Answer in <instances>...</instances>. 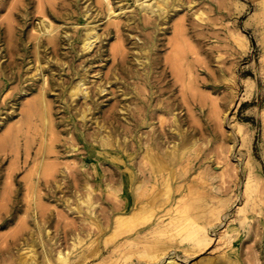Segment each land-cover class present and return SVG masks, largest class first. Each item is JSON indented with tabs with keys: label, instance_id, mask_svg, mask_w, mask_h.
Masks as SVG:
<instances>
[{
	"label": "rangeland",
	"instance_id": "obj_1",
	"mask_svg": "<svg viewBox=\"0 0 264 264\" xmlns=\"http://www.w3.org/2000/svg\"><path fill=\"white\" fill-rule=\"evenodd\" d=\"M19 1L0 41V264H264V0H51L39 61L37 1ZM42 83L49 123H24Z\"/></svg>",
	"mask_w": 264,
	"mask_h": 264
},
{
	"label": "bare ground",
	"instance_id": "obj_2",
	"mask_svg": "<svg viewBox=\"0 0 264 264\" xmlns=\"http://www.w3.org/2000/svg\"><path fill=\"white\" fill-rule=\"evenodd\" d=\"M37 1V19L34 20L35 23V34L34 38H35V43H34V52H35V56L37 61H39V56H40V52H41V48H48L50 44L52 45H56L58 40H59V36L56 33V30L54 27L50 26V22L47 23V19H53L56 20L57 18L55 17L54 13L52 12V6L53 3L51 0H36ZM164 3L167 2V0H162ZM134 3L136 4V6L138 7L139 11H145V13H157L160 12L155 5V0H134ZM54 7V6H53ZM124 7V5H120V9H122ZM8 11V15L5 16V18H0V41H5V43L7 45H12L14 39L16 40V36H15V32L17 30H20L19 27L15 26L13 24V20L12 18L14 16H22L23 15V4L21 1L19 0H0V12L1 11ZM89 10V9H88ZM162 12V11H161ZM86 17L89 15V11L86 12ZM1 17V16H0ZM48 19V21H49ZM133 21V20H132ZM131 21V22H132ZM130 22V23H131ZM52 25V24H51ZM46 39V44L41 42L42 38ZM100 40V38L98 37V35L96 34V32L93 33V31L88 30L85 32V37L83 38V40L81 41L82 43V50L84 52H88L92 49V47L95 45L96 42H98ZM15 42V41H14ZM54 48V47H53ZM56 48V47H55ZM144 50V49H142ZM116 53V52H115ZM13 55L11 54V57ZM176 56V55H175ZM137 57V56H136ZM141 57V56H139ZM176 63L180 62V58L174 57ZM142 59V58H141ZM58 62V61H57ZM59 63V62H58ZM148 59H146V62H141L138 59V65L141 67H144L145 65H147ZM181 65V64H180ZM175 69H177V78L178 80L181 81V79L183 80V77H181L180 70L181 68L179 66H177L176 64H174ZM152 70V69H151ZM151 70H145L144 71V75L145 78L143 80V84L145 85V87H149V85L153 84V81L150 78V73L152 72ZM182 71V70H181ZM183 72V71H182ZM167 72L165 71L164 74H166ZM174 73V72H173ZM163 74V75H164ZM172 74V73H171ZM42 75H44V67H38L36 68V73L34 74V77H39L41 78ZM167 75V74H166ZM176 76V74L174 73L172 76ZM31 76V75H30ZM141 76V75H140ZM174 76V77H175ZM44 81H42L43 83L47 84L46 81L47 79H45V77H43ZM176 79V77H175ZM182 82V81H181ZM4 85H6L7 83L4 81L3 82ZM42 83V87L39 89V96L37 95L36 99H33L32 101H29L25 107L22 110V118H23V122L24 123H28L30 121H32V119L34 117H39L41 119V121L43 122V124L45 125L46 122L49 123V106H48V102H45V98H46V85L44 86V84ZM138 83V82H137ZM136 83V84H137ZM159 83V81H157L156 85ZM85 80L84 79H80L77 82H75L74 84H72L71 86H69L68 88V93H69V97L72 100V102H76L77 99H83L86 100L89 98V93L88 91H86L85 87ZM102 89V88H101ZM100 89V90H101ZM103 91V90H102ZM47 100V99H46ZM90 109V108H89ZM85 114L83 115L84 118ZM45 127V126H44ZM48 127V126H47ZM11 128V127H10ZM47 129V128H46ZM45 129V130H46ZM44 130V129H43ZM7 134V133H6ZM7 135H5L4 137H2L0 139V146L4 143V141L6 140ZM44 139V138H43ZM106 142V140H105ZM47 152V151H46ZM50 152V151H48ZM44 153V152H43ZM113 160L116 161L117 163H122L123 160L122 158L117 154V153H113ZM49 155V154H48ZM45 165V164H44ZM43 166V165H42ZM48 166V165H47ZM47 169V168H46ZM52 171V170H51ZM50 172V168L49 171ZM152 173V172H151ZM154 173V172H153ZM126 180L127 181H134V175L131 172H128L126 174ZM143 185V184H142ZM136 186V185H135ZM142 191V190H141ZM138 192V190H137ZM141 193V192H140ZM133 194V193H132ZM137 194V193H136ZM138 195V194H137ZM134 197V195H132ZM167 196V195H166ZM167 198V197H166ZM157 199V198H156ZM156 201V200H155ZM86 203V202H85ZM134 203V202H133ZM87 204V203H86ZM184 210V209H183ZM130 212V211H129ZM123 214V213H122ZM147 214V213H146ZM177 218V217H176ZM141 217H136V215L130 216V218H118L117 221L113 224H116L117 227L121 228V227H129L131 225H135V220H140ZM147 219V218H146ZM172 219V218H171ZM183 219V218H182ZM175 219H172V221ZM176 221V220H175ZM141 222V221H140ZM192 223V222H191ZM138 224V223H137ZM141 224V223H140ZM158 227H161L160 222L158 221V223H156ZM193 225V223H192ZM148 226V225H147ZM164 227V226H163ZM112 228V227H111ZM146 228V227H144ZM116 229V228H115ZM124 230V228H123ZM201 231V229H200ZM203 231V230H202ZM136 232V231H135ZM117 233V232H116ZM147 233V232H145ZM198 236L196 238V243H201V242H209L208 239V234L206 233V231L204 230L203 232H197ZM200 234V235H199ZM133 235V234H132ZM132 237V236H130ZM148 237V236H147ZM125 239V238H124ZM123 239V240H124ZM130 239V238H129ZM122 240V239H121ZM122 240V241H123ZM108 241V240H107ZM106 241V242H107ZM127 242V241H126ZM147 242V241H146ZM128 244V243H126ZM148 244V243H147ZM134 245H136L134 243ZM200 245V244H199ZM27 250V249H26ZM30 252H28L29 254ZM68 253V252H67ZM145 253H147V256H149L150 258H154L156 256V253L153 251H146ZM158 254V253H157ZM163 254V253H162ZM26 256V255H24ZM146 256V257H147ZM159 255H157L158 257ZM162 256V255H161ZM143 257V256H142ZM166 257V255L164 256ZM29 258L31 259V255L29 254L28 257L25 258V262H27L29 260ZM155 259V258H154ZM158 259V258H157ZM58 260L61 263H64L65 261H67V257L63 256L60 252L58 254ZM161 261V260H160ZM167 264H176L174 259L170 260ZM179 264V263H178Z\"/></svg>",
	"mask_w": 264,
	"mask_h": 264
}]
</instances>
